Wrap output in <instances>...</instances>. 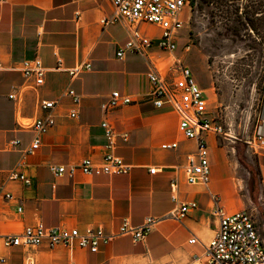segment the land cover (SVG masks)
<instances>
[{
  "label": "crops",
  "instance_id": "0c3cea01",
  "mask_svg": "<svg viewBox=\"0 0 264 264\" xmlns=\"http://www.w3.org/2000/svg\"><path fill=\"white\" fill-rule=\"evenodd\" d=\"M113 16L112 0H0V184L14 195V200L2 202L0 231L19 234L28 226L43 224L81 232L102 229L113 236L125 222L135 228L144 226L148 218L155 222L142 241L122 236L101 246L97 253L46 245L6 248L0 238V260L5 259V264H205V246L219 229L211 193L219 196L220 205L229 214L247 209L217 140L209 144L210 191L187 184L186 157L195 143L180 133L179 118L172 107L158 109L145 101L105 112L104 105L115 91L142 97L152 89L148 73L153 67L147 59L136 53L126 54L124 60L116 57L130 32L123 22L110 23ZM184 44L185 40L179 42L176 56L184 58L186 64ZM166 54L169 57L164 59ZM170 57L169 53L155 52L153 63L169 83L175 84L180 76L169 72ZM36 58L46 73L43 86L33 90V82L25 78L20 64ZM88 63L90 71L70 75L71 70ZM207 81H197L204 91L206 109L215 113L228 104L227 118L232 116L237 101L213 95L215 84ZM68 89L82 97L80 104L64 95ZM262 97L264 135V91ZM41 100L58 103L54 110L57 125L44 136L37 152L25 156L33 135L24 124L44 115ZM73 110L76 118L70 117ZM105 121L119 135L111 152L132 166L130 173L96 176L78 171L73 177H57L52 166L70 167L86 158L103 164L109 152L102 127ZM14 140L20 144L11 147ZM174 142L179 143L177 149L162 148ZM257 162L264 195V155ZM151 168L159 171L150 174ZM12 170L27 175L31 185L9 181ZM174 181L179 188L178 202L172 199ZM191 202L198 208L182 222L170 217L181 204ZM194 237L197 241L190 244Z\"/></svg>",
  "mask_w": 264,
  "mask_h": 264
},
{
  "label": "built area",
  "instance_id": "2783aa9c",
  "mask_svg": "<svg viewBox=\"0 0 264 264\" xmlns=\"http://www.w3.org/2000/svg\"><path fill=\"white\" fill-rule=\"evenodd\" d=\"M194 2L196 0H112L114 16L110 23L123 22L130 32L128 41L119 48L116 57L124 60L126 54L136 53L147 59L153 67L148 73L152 89L142 97L115 91L109 96L104 109L106 113L113 112L126 106L143 104L145 101H150L158 109L166 105L172 107L179 118L180 133L187 141L195 143V149L186 157L187 164L184 172L187 184L202 185L210 191L212 165L209 144L212 140H220L221 143L234 142L233 140H237V137L235 131L228 125L226 109L219 108L215 113L206 109L204 91L192 69L185 64L184 58L176 56L181 40H185L183 47L185 55L192 50L190 34L183 35V32L191 20L188 8H191ZM155 30L156 33H154ZM158 51L173 56L169 72L180 76L177 83H169L167 76L153 63L154 53ZM90 69L91 65L88 63L78 66L69 73L72 77H77ZM20 71L27 80L33 82V90L43 86L46 69L38 58L23 61L20 64ZM64 95L70 97L75 105L80 104L82 100V97L72 89H68ZM10 99H16V96L10 95ZM262 101L263 97L255 110L253 121L250 116L240 132L243 137L242 142L255 156L264 155ZM39 106L44 115L34 122L24 124V129L33 135L30 145L24 151L25 156L37 152L41 148L44 136L57 125L54 110L58 103L41 100ZM70 117L76 118L77 111L73 110ZM102 127L107 139L106 148L109 150L104 156L102 165H96L91 158H86L80 164L70 167L52 166L51 171L57 177L63 175L73 177L78 171L96 176L129 174L132 166L111 152L116 148L119 136L115 128L108 121L103 122ZM121 137L126 138V136ZM19 144V140L9 143L11 147ZM178 147L177 142L162 146L165 150H175ZM158 171L157 168L149 170L150 174ZM8 180L21 182L27 186L32 183L27 175L16 170L9 172ZM178 189L177 182H172L174 202H178ZM211 194L215 205L213 215L219 219V229L216 236L205 246V264H264V229L261 230L259 226L254 214L255 210L244 209L229 214L220 205L219 196ZM12 200H14L12 192L8 191L4 184H0V210L2 202ZM197 208L198 205L195 202L181 204L170 217L182 222L191 210ZM22 211L23 208L20 207L18 212ZM154 222L153 218H148L146 224L139 228L131 227L125 222L113 236L106 235L102 229L90 228L81 232L76 228L45 227L43 224H38L26 227L19 234H2L0 231V238L6 248L46 245L50 248L64 246L97 253L101 246H106L122 236L130 235L135 242L142 241L151 231ZM196 241L197 238L194 237L189 243L194 244ZM5 262V259L0 260V264Z\"/></svg>",
  "mask_w": 264,
  "mask_h": 264
},
{
  "label": "rangeland",
  "instance_id": "374dc122",
  "mask_svg": "<svg viewBox=\"0 0 264 264\" xmlns=\"http://www.w3.org/2000/svg\"><path fill=\"white\" fill-rule=\"evenodd\" d=\"M188 13L191 20L184 32L190 34L193 46L186 54V64L198 82L204 78L215 84L213 95H226L237 101L233 103L235 111L227 118L237 140L217 141L231 167L240 201L246 203L243 208L255 210L263 230L264 195L257 165L263 155H253L242 142L240 132L250 116L253 121L264 91V0H196ZM167 57L168 54L164 59ZM172 62L173 58L168 65ZM238 144L253 173L238 161Z\"/></svg>",
  "mask_w": 264,
  "mask_h": 264
},
{
  "label": "trees",
  "instance_id": "16d2710c",
  "mask_svg": "<svg viewBox=\"0 0 264 264\" xmlns=\"http://www.w3.org/2000/svg\"><path fill=\"white\" fill-rule=\"evenodd\" d=\"M242 145L238 144L237 151H238V160L239 162L246 167V169L250 172L253 173L251 170V167L246 163L245 159H243V152L244 149H241Z\"/></svg>",
  "mask_w": 264,
  "mask_h": 264
}]
</instances>
